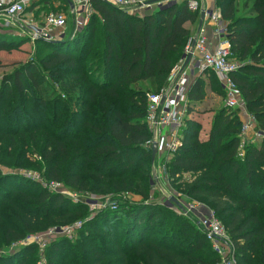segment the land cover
I'll use <instances>...</instances> for the list:
<instances>
[{"label":"trees","instance_id":"16d2710c","mask_svg":"<svg viewBox=\"0 0 264 264\" xmlns=\"http://www.w3.org/2000/svg\"><path fill=\"white\" fill-rule=\"evenodd\" d=\"M30 1L33 7L53 2ZM240 1L241 12L237 0H216V6L227 23L231 57L240 63L233 74L240 98L264 127V0ZM92 3L95 12L83 30L57 42L40 40L39 60L19 63L5 76L0 99L3 94L9 117L24 109L20 119L27 127L0 126V165H22L30 149L41 160L27 159L26 165L44 168L48 180L109 196L117 205L85 222L77 241L54 240L47 248L49 264H220L197 222L151 200L152 148L146 144L147 94L166 85L195 33L186 23L196 31L200 12L184 1L143 16L104 0ZM23 42L25 37L0 33V51ZM208 73L207 83L199 77L192 85L190 112L209 87L220 93L216 74ZM241 128L230 108L217 113L205 139L200 125L187 119L167 173L177 191L211 206L236 246L238 264H264V137L241 148ZM34 187L36 182L0 169V247L90 213L83 203ZM32 251L3 255L0 264H36L29 261Z\"/></svg>","mask_w":264,"mask_h":264},{"label":"built area","instance_id":"2783aa9c","mask_svg":"<svg viewBox=\"0 0 264 264\" xmlns=\"http://www.w3.org/2000/svg\"><path fill=\"white\" fill-rule=\"evenodd\" d=\"M30 0H0V33L12 35L27 34L33 41H51L59 38L66 31L76 34L79 28L86 26L94 14L93 0H68L69 12L73 13V28L68 29V19L63 12H50L39 23L26 18V9ZM126 13L143 16L158 8L174 2H187L190 10L205 17L199 30L189 39L184 57L171 71L166 85L157 93H148L146 122L151 137L146 142L149 147L156 143L158 150L171 157L182 143V132L190 116V90L196 79L205 72L212 71L224 87L228 108L239 111L242 119V134L253 125L252 117L247 113L240 98L239 89L233 78L240 63L233 59L231 44L227 40V23L222 18L218 7L208 9L205 0H104ZM198 28V25H197ZM193 40L195 43L193 44ZM189 63L184 66L187 56ZM263 138L262 133H254ZM241 148L248 142L241 137ZM169 159V161H170ZM59 182L49 184L51 191H57ZM213 212V211H212ZM193 213L197 224L210 241L213 249L220 255V264H238L236 246L227 229L213 213L205 214L198 205H186L185 215ZM82 225V222L77 223Z\"/></svg>","mask_w":264,"mask_h":264},{"label":"rangeland","instance_id":"374dc122","mask_svg":"<svg viewBox=\"0 0 264 264\" xmlns=\"http://www.w3.org/2000/svg\"><path fill=\"white\" fill-rule=\"evenodd\" d=\"M211 3L216 5V0H213V2ZM241 3L242 2L240 0H237V4H239L238 8L240 12L243 11ZM68 10L69 8H67V5L63 3L62 0H53L50 6L37 5L35 7L32 6V1H29V4L26 9V18L28 20H31V22L39 23L50 12H63L68 19V26H69L68 29L72 30L74 26L73 13L69 12ZM78 30L79 31L83 30V28H79ZM18 37H25V42L20 44L18 43V46L16 45L17 49H13L12 51H0V93H2L3 90V84H4L3 81L5 76L11 75L13 71L17 68V66H20L19 63L23 65L31 61L33 62L39 60L37 53V46L39 41L38 40L33 41L27 34L18 35ZM205 75L208 78L209 75L208 71L205 72ZM208 80H206V82ZM30 99H33V97H30ZM13 102L14 100L10 99L9 103L7 104V105L11 104L12 110L14 109ZM4 103H5V99L3 94H1L0 126L1 127L3 126V128H5L6 130L8 129L17 130L18 128H20L19 125L22 126L23 129L26 128L27 123L20 119L24 109H20L18 111V114L16 115L15 112L10 111L13 114V117H9L8 116L9 111H7V108H4ZM33 104L35 106V103ZM244 105L247 113L253 119V125L251 126L250 130L245 134H242V128H241V132H240L241 137L244 138L245 140H248V142L252 140L257 141V139L260 140L261 138L257 136L255 137L254 133L260 132L264 135V127L261 126L258 121H256V119L254 118V116L246 106L245 102ZM194 108H195L194 110L197 113L194 115H198L197 120H195L196 116H194L192 113H190L188 119L194 120L200 125V137L202 139H205L209 135V132L212 128V124L214 122L217 113L222 111L223 109H229L226 104V95H225L224 87L222 86L220 93L209 87L207 89V95L204 101L201 102L200 105H195ZM234 111L239 115L240 120L242 122L239 111H237V109ZM46 117L47 118L51 117V110H49L46 113ZM7 143L8 141H6V139H3L2 147H4ZM19 143L20 142H18V144ZM17 149L18 147L13 148L12 151H15ZM25 158L26 159L23 161V164L19 165L18 167L9 168L0 165V169L4 174L14 175L18 179L20 178V179H26L32 182H36L39 187H34L35 190H38V188L41 187L47 189L52 193H60L64 195L72 203H79V202L83 203L87 205L88 210L90 211V213L81 220L71 223L68 222L63 223V221H61L56 223L55 225L48 227L47 229L37 230L35 232L28 233L25 237L21 239L11 240L8 242L6 241L5 245L0 247V257L3 255L12 256L15 255L21 249L33 247L36 253L32 251L33 254L31 255L29 261H35L36 264H49L46 255L47 248L54 240H59L62 237V238H67L70 242L77 241L76 238L79 234L78 231L83 227V224L85 222L91 220L94 215H96L98 212L104 209L115 208L114 205H116V203H114L109 196L93 195L90 192L71 190L63 182H59L60 186L58 187L57 191H51V189L49 188V184L52 182V180H48L45 177L44 168L40 169L39 167H35V166L29 167L26 165L27 159L31 162L33 161L39 162L41 158L37 156L34 153V151H31L30 149L28 150ZM169 159H170L169 154L163 152V150L161 151L157 150L156 156L152 161L151 181L153 187L151 190V200L154 199L155 201L160 202L161 204L167 206L168 208L173 209L177 214L183 216H186L185 206L194 205V204L198 205L200 207V210L205 214L213 213L214 211L211 208V206H209L204 200L195 199L188 195H185V193H183L182 191L181 192L177 191V188L174 185H172L167 173V165L169 163ZM125 199H126L125 197L122 198V200ZM186 217L191 218L194 222H197V218L193 215V213L188 214ZM216 217L218 218L217 215ZM79 222H82L81 226L77 225V223ZM0 229H1L0 232L2 233V228L0 227ZM95 230L97 232L96 227ZM96 236L97 239H100V235L98 233L96 234ZM117 238H119L120 240L122 239V237H117ZM109 239H110V243L108 244V247L111 250H113L114 238L110 237ZM107 260L111 261L112 257L108 258Z\"/></svg>","mask_w":264,"mask_h":264},{"label":"water","instance_id":"95a60500","mask_svg":"<svg viewBox=\"0 0 264 264\" xmlns=\"http://www.w3.org/2000/svg\"><path fill=\"white\" fill-rule=\"evenodd\" d=\"M205 11L202 10L201 14H200V18H199V22H198V28L197 30H199L203 24V21H204V17H205ZM77 34V33H76ZM76 34H73V32H68L66 31L64 34H62L59 38H56V39H53L51 40V42H57V41H61V40H64L68 35H70L71 37H74ZM195 43V40H193V44ZM190 55L187 56V59L184 63V66H186L189 61H190ZM157 150H158V145L155 143L152 147V161L154 160L155 156H156V153H157Z\"/></svg>","mask_w":264,"mask_h":264},{"label":"crops","instance_id":"0c3cea01","mask_svg":"<svg viewBox=\"0 0 264 264\" xmlns=\"http://www.w3.org/2000/svg\"><path fill=\"white\" fill-rule=\"evenodd\" d=\"M211 2H213V0H205V4H206L205 6H206V8L212 9L214 7H217L215 4H212ZM186 27H188L193 33L195 32V28H196L195 24H193L191 22H188V23H186ZM203 77H204L205 80H208L206 75H204ZM192 114L194 115V114H197V113H196V111H193ZM194 116H196L195 120H197V116L198 115H194ZM243 118H244V116L241 115V119H243Z\"/></svg>","mask_w":264,"mask_h":264}]
</instances>
